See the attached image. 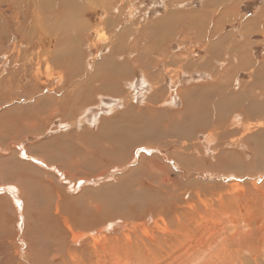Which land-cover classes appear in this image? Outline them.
<instances>
[{"label": "rangeland", "instance_id": "obj_1", "mask_svg": "<svg viewBox=\"0 0 264 264\" xmlns=\"http://www.w3.org/2000/svg\"><path fill=\"white\" fill-rule=\"evenodd\" d=\"M55 7L70 12L56 20ZM258 11L264 0H0V163L5 182L31 173L37 188L23 229L7 206L0 239L51 254L58 193L88 236L63 241L56 262L33 248L32 264H264V33L242 26ZM139 40L170 62L154 52L152 79L126 66L119 81L108 50ZM236 47L254 66L235 65Z\"/></svg>", "mask_w": 264, "mask_h": 264}, {"label": "bare ground", "instance_id": "obj_2", "mask_svg": "<svg viewBox=\"0 0 264 264\" xmlns=\"http://www.w3.org/2000/svg\"><path fill=\"white\" fill-rule=\"evenodd\" d=\"M85 1H87V2H90L91 0H85ZM100 1V0H99ZM227 1V0H226ZM93 2V1H92ZM97 2V1H96ZM61 3H62V1H61ZM64 3V2H63ZM70 4V3H69ZM92 4H94V3H92ZM96 4V3H95ZM68 5V4H67ZM223 5V4H222ZM225 5V4H224ZM54 6V5H53ZM56 6V5H55ZM59 6V5H58ZM227 6V5H226ZM225 6V7H226ZM90 7V6H89ZM229 7H232V6H229ZM228 6L226 7V8H224V9H227V8H229ZM238 7V6H237ZM51 8V7H50ZM222 8V7H221ZM223 8H222V10H223ZM52 9V8H51ZM61 10H62V8H61ZM61 10H59L57 7H55L53 10H51V11H49L48 13L51 15V16H53V17H55V18H53V19H56V20H58V18H59V16H60V14H63V15H68L69 14V12H62ZM67 10V9H66ZM221 10V9H220ZM233 11H235V8H233V9H231V8H229V10L227 9V12L225 13L226 14V16H231V12H233ZM78 12V11H77ZM237 12V11H236ZM63 17V16H62ZM192 17V16H191ZM264 11H258L257 12V17H256V19L255 20H253V19H245L246 21H244L243 20V27L244 28H246L247 30L248 29H250L251 27H253V26H257L258 27V29H259V31L260 32H262V33H264ZM36 18V19H35ZM34 19H35V24H36V26L37 27H39V28H42L43 29V27H44V25L42 24V22H41V20H40V17H35ZM71 18H72V20L73 21H75V25L77 24V20H75V18H73V16L71 15ZM145 18V17H144ZM228 18V17H227ZM169 19H171V18H169ZM51 20V19H50ZM139 20V19H138ZM164 20V19H163ZM168 20V19H167ZM47 21V20H46ZM49 21V20H48ZM47 21V22H48ZM63 22V21H62ZM64 23V22H63ZM136 23L137 22H135L134 23V25H136ZM49 24V23H48ZM47 24V25H48ZM59 25V24H58ZM138 25V24H137ZM52 26V25H51ZM191 26H192V24H191ZM197 26V25H196ZM137 27V26H136ZM138 27H140V26H138ZM151 27H153L152 25L151 26H148L147 27V29L148 30H146V32L147 31H150V30H152V29H150ZM62 28V27H61ZM80 28H82V27H80ZM194 28V27H193ZM130 29V28H129ZM150 29V30H149ZM198 29V28H197ZM44 30V29H43ZM80 30V29H79ZM215 30H217L216 28H214L213 29V31H215ZM57 31V30H56ZM202 32V31H201ZM200 33V32H199ZM162 34V33H161ZM210 34V33H209ZM52 35V34H51ZM146 35V34H145ZM148 35V34H147ZM150 36V35H149ZM159 36V35H158ZM157 36V37H158ZM166 36V35H165ZM140 37V36H139ZM143 37V36H142ZM151 37V36H150ZM153 37H155V36H153ZM205 37V36H204ZM223 37V36H222ZM159 38V37H158ZM157 38V39H158ZM130 39V38H129ZM138 39V38H137ZM157 39H156V41H157ZM125 40V39H124ZM141 40V39H140ZM140 40L138 41V42H136V44L135 45H133L132 46V43L130 44L131 46L129 47V49L127 50V51H124L123 49V51L121 52V53H118L117 52V44L115 43L114 45H113V47L112 48H110L109 50H108V53H107V55H108V61L110 62V55H114L115 57L117 56H119L120 57V59H118V64H117V66H116V68H114V69H116V71L117 72H119V75H117L118 76V79H119V81L121 80V79H124L125 78V76H127V74H124L125 72L127 73V70H131L130 69V67H132V70H134V68L136 67V66H138L141 70H142V77H143V80H144V82H148L146 79H152V76H153V74H155V73H153L152 72V70H151V68L148 66V63L150 64V58H151V56H152V54L154 53V52H159V54H161L162 55V57L164 56V62H168L169 61V59H170V56L172 57V55L168 52V50H166L167 49V46H164L163 45V47L164 48H161V45H157V46H155L154 45V43H153V41L152 40H149L147 43H146V46L147 47H143L142 49H141V52H140V46H139V42H140ZM220 40V42H222V43H224L225 42V39H223V38H220L219 39ZM126 41V40H125ZM166 41V40H165ZM158 42V41H157ZM215 44H216V42H214ZM164 44V43H163ZM214 44V45H215ZM60 46H61V44L59 43V45L57 46V51H56V53H55V55H58L59 53H60ZM145 46V45H144ZM119 47H120V45H119ZM124 48V47H123ZM213 48V47H212ZM215 48V47H214ZM74 49V48H73ZM119 50V49H118ZM120 50H121V48H120ZM236 50H238V52L240 51V49L238 48V47H236ZM111 51H112V54H111ZM142 52L143 53H147V59H145V63H142V59L144 58L143 57V54H142ZM211 52V51H210ZM213 52V51H212ZM212 52L210 53V54H212ZM46 53V52H45ZM214 53V52H213ZM118 54V55H117ZM177 54V53H176ZM236 56H238L239 58H237V63L235 64L236 66H239V67H242V66H245V65H248V66H254V62H252L251 61V59H249V57H248V55L245 53V51L244 52H239V54H237V53H234ZM209 55V54H208ZM212 56H213V54H212ZM212 56H211V58H212ZM97 57V56H96ZM159 57H160V55H159ZM214 57V59H215V55L213 56ZM54 58V57H53ZM208 58H210V56L208 57ZM211 58L209 59L210 61H211ZM113 59H114V57H113ZM152 59V58H151ZM178 59H179V57H178ZM214 59H213V61H214ZM105 61L106 62V64H105V67L109 64V62L108 61ZM154 60V59H153ZM182 59H179V61H181ZM198 60V59H197ZM230 60H231V64H230V66L232 65V64H234V59H231V58H229L228 59V61L227 62H230ZM144 61V60H143ZM157 61H159V60H157ZM156 61V62H157ZM207 62V64L205 63V62H203L202 64L203 65H208L209 67H210V65L213 67V63L215 62ZM108 62V63H107ZM116 62V61H115ZM152 62V61H151ZM170 62V61H169ZM111 63V62H110ZM158 63V62H157ZM217 63V61L215 62V64ZM139 64V65H138ZM155 64V63H154ZM175 65H176V63H174ZM178 64V63H177ZM210 64V65H209ZM214 64V65H215ZM110 65V64H109ZM158 65H159V63H158ZM259 65V64H258ZM257 65V66H258ZM101 66V65H100ZM103 66V65H102ZM101 66V67H102ZM126 66H127V70H126ZM157 66V65H156ZM156 66H154V68L156 67ZM120 67H121V69H120ZM188 67V66H187ZM208 67V68H209ZM211 67V68H212ZM217 67V66H216ZM98 68V67H97ZM181 68V67H180ZM184 68V67H183ZM197 68V67H196ZM158 69V68H157ZM175 69V68H174ZM189 69V68H188ZM210 69V68H209ZM190 70V69H189ZM198 70H200V69H198ZM157 71V70H156ZM212 72V71H211ZM261 73V74H264V61L262 62V64H261V66L258 68H256V70L254 71V73L253 74H256V73ZM178 74V73H177ZM216 74L218 75L217 76V80H221V78H222V75H221V73L219 72V71H216ZM155 76V75H154ZM163 76V75H162ZM176 76V75H175ZM153 78H156V76L155 77H153ZM132 79V78H131ZM8 80V79H7ZM126 80H127V78H126ZM130 80V79H129ZM86 81V80H85ZM122 81V80H121ZM124 81V80H123ZM122 81V82H123ZM128 81V80H127ZM137 81V80H136ZM141 81V80H140ZM151 81V80H150ZM154 81H156L155 79H154ZM113 82H114V80H113ZM135 82V81H134ZM174 83V82H173ZM206 83V82H205ZM102 84V83H101ZM104 84V83H103ZM117 84V83H116ZM135 84V83H134ZM144 84V83H143ZM176 84V83H175ZM128 85V84H127ZM134 86H136V85H134ZM138 86V85H137ZM146 86V85H145ZM178 86V85H177ZM110 87V86H109ZM129 87V86H128ZM133 87V86H132ZM153 87V86H152ZM155 88V87H154ZM174 88H175V85H174ZM192 88V87H191ZM191 88H190V90H191ZM178 89V88H177ZM157 90V89H156ZM171 90V89H170ZM186 91V93L185 94H187V95H190V94H188L189 93V91H187L188 89H185ZM193 90V89H192ZM158 91V90H157ZM158 92H161V91H158ZM157 92V93H158ZM181 92V91H180ZM132 93V92H131ZM168 93V92H167ZM170 93V92H169ZM173 93V92H172ZM167 95V94H166ZM102 96V95H101ZM170 96V95H169ZM173 96V95H172ZM183 96V95H182ZM166 97V96H165ZM171 97V96H170ZM186 97V95L184 96V98ZM154 98V97H153ZM166 98H168V97H166ZM117 99H119V98H117ZM165 99V98H164ZM172 99V98H171ZM171 99H169L168 98V100H171ZM188 99V98H187ZM204 99V98H203ZM158 100V99H157ZM167 100V99H166ZM186 100V99H185ZM155 102V101H154ZM171 102H172V100H171ZM237 102V101H236ZM163 104V103H162ZM84 109H82V111H83ZM82 111H81V113H82ZM150 111V110H149ZM151 112V111H150ZM162 112V111H161ZM74 115V114H73ZM240 121H241V119H240ZM65 125V124H64ZM263 125V124H262ZM159 126V125H158ZM259 126H261V125H259ZM217 129V128H216ZM113 134V133H112ZM115 136H113L112 135V137H110V138H114ZM102 142V141H101ZM261 150V149H260ZM139 157H140V155H139ZM137 159V158H136ZM4 161H7L6 159L4 160ZM136 161H138V160H136ZM17 163V162H16ZM138 163V162H137ZM128 164V163H127ZM126 164V165H127ZM4 163H0V196L2 197V195H5V196H3L2 198H4V201H2L3 203H1L0 202V218H1V220H0V223L1 222H3V220L5 219L6 220V217H8V213H6L7 212V206L8 205H10V207H11V205H12V202H13V205H14V207H15V210H16V212H18L19 213V215L21 216L20 218H18V216L16 215V218L14 219V220H19V222H20V226H21V228L23 229V227H22V225H23V223H24V219H25V215H27L26 214V205H25V203L28 201V200H32L34 197H35V192L37 191V188H36V186L34 185V183H33V181L32 180H30V176H32V174L31 173H29V174H24L23 175V177L22 178H15V177H13V179L15 178V183L14 182H5L4 181V177L5 176H8V175H13V170H12V173H11V168L8 166V164H5L4 166ZM164 165V164H163ZM122 166V165H121ZM125 166V165H124ZM23 167V166H22ZM123 168V167H122ZM121 168V169H122ZM6 169H8V170H6ZM22 169H24V168H22ZM21 169V170H22ZM55 170L57 171V166H55ZM59 170H61V169H59ZM113 170H115V169H113ZM163 170V169H162ZM51 171H54V170H51ZM26 172H28V171H26ZM59 172H61V171H59ZM108 172V171H107ZM24 173V172H23ZM67 175H68V173H66ZM65 174V175H66ZM110 174V173H109ZM70 176H72V175H70ZM104 176V175H103ZM96 177V176H95ZM98 177H101L100 179H102V176H98ZM107 176L105 175V178H106ZM34 178V177H33ZM37 178H38V176H37ZM36 178V179H37ZM56 178H58V177H56ZM35 179V178H34ZM80 179V178H79ZM94 179H96V178H94ZM37 180H39V179H37ZM75 181H76V179H75ZM85 182H83V183H88V182H90L89 181V179H85L84 180ZM91 181H93V179L91 180ZM55 182V181H54ZM82 182V181H81ZM66 183V182H65ZM83 183H82V185H83ZM41 184V183H40ZM42 184L44 185V186H46V183L45 182H42ZM81 184V183H80ZM64 186V185H63ZM197 188H199V187H197ZM233 189V188H232ZM52 190V189H51ZM194 190V189H193ZM210 190V189H209ZM53 191V190H52ZM49 192H50V190H49ZM46 193V192H45ZM180 193V192H179ZM235 193V192H234ZM182 194H184V193H182ZM219 195V194H218ZM240 195V194H239ZM6 197V198H5ZM60 198H61V195L60 194H58L57 193V195L55 196V202H54V212H52V213H49L47 216H48V219H50L51 221H53V223H55V226H54V229L52 230L53 231V235L55 236V238L57 239V242H58V244H56L53 248H52V253L51 254H48V255H46L47 253L45 252V248L43 247V248H40V249H38V250H36L32 245H31V242H30V240L28 239V238H26L25 240H19L18 239V241H20V243H22L24 246H25V251H24V253H20V250H21V248H18V245H17V242H16V239H15V236L16 235H14V237L13 238H11L12 236L10 235L8 238H10V239H0V264H27V263H29L30 262V259H31V264L33 263L32 262V258H33V252H32V249L34 248L35 250H36V254H35V256L34 257H36V261L37 260H42V261H54V262H56V260L60 257V253H62V251L63 250H60L61 249V246H62V244H63V241H66V243H69V244H75V243H77V240H81L83 237H87L88 235H83V234H80L79 232H77L76 230H75V228H74V224L72 223V221H73V218H70V217H65L64 215H62V211H63V208L61 207V205H60V202H59V200H60ZM232 199V198H231ZM230 199V200H231ZM264 199V198H263ZM237 201V200H236ZM7 202V203H6ZM48 206V205H47ZM46 206V207H47ZM197 208V207H196ZM13 209V208H12ZM31 209V208H30ZM29 209V210H30ZM51 210V208H49V211ZM182 210V209H181ZM34 213H37V211H36V209H34V211H33ZM42 212H43V214H45V213H47V211L43 208L42 209ZM15 213V212H14ZM28 213V212H27ZM197 213V212H196ZM2 216V217H1ZM18 218V219H17ZM116 218V217H115ZM72 219V220H71ZM114 219V218H113ZM113 221V220H112ZM206 221V220H205ZM245 221H247V220H245ZM244 221V222H245ZM250 221V220H249ZM258 221V220H257ZM2 224V223H1ZM52 224V223H51ZM261 225V224H260ZM15 227V226H14ZM209 228V227H208ZM218 228H219V226H218ZM1 229V228H0ZM49 229V228H48ZM51 229V228H50ZM89 231H91V230H89ZM218 231V230H217ZM195 232V231H194ZM1 233H2V231H1ZM8 233V232H7ZM23 233V232H22ZM88 233V232H87ZM176 233V232H175ZM218 233V232H217ZM61 234V235H60ZM128 234V233H127ZM2 235H3V233H2ZM126 235V234H125ZM37 236V235H36ZM54 236H53V238H54ZM170 236V235H169ZM221 236V235H220ZM3 238H5V236L3 237ZM159 238V237H158ZM33 240H34V238H33ZM98 239H96V242H98L97 241ZM155 240V239H154ZM153 240V241H154ZM36 241V240H35ZM160 241V240H159ZM149 242V241H148ZM154 242H156V241H154ZM35 243V242H34ZM208 243V242H207ZM151 244H153V243H151ZM201 244V243H200ZM34 245V244H33ZM35 245H36V243H35ZM64 245V244H63ZM36 247V246H35ZM64 247V246H63ZM185 247V246H184ZM205 247V246H204ZM65 249V248H64ZM188 249V248H187ZM210 249V248H209ZM51 250V249H50ZM61 251V252H60ZM125 251H126V249H125ZM190 251V250H189ZM192 251V250H191ZM50 252V251H49ZM184 252V251H183ZM73 253L74 252H72V251H68V255H69V257H70V260L71 259H73ZM124 254H126V252L124 253ZM180 254V253H179ZM202 256H204V255H202ZM64 257V256H63ZM75 257V256H74ZM75 259V258H74ZM115 260H117V259H115ZM34 261V260H33ZM123 261V260H122ZM73 262H74V260H73ZM38 263H40V262H38ZM51 263V262H50ZM100 263V262H99ZM44 264H46V263H44ZM59 264V263H58ZM72 264V263H71ZM192 264H195V262L194 263H192ZM197 264V263H196ZM201 264V263H200Z\"/></svg>", "mask_w": 264, "mask_h": 264}]
</instances>
